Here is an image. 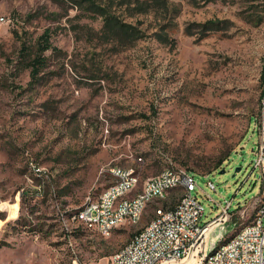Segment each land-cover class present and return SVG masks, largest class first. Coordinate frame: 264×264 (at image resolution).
I'll list each match as a JSON object with an SVG mask.
<instances>
[{"label": "rangeland", "instance_id": "obj_1", "mask_svg": "<svg viewBox=\"0 0 264 264\" xmlns=\"http://www.w3.org/2000/svg\"><path fill=\"white\" fill-rule=\"evenodd\" d=\"M137 1L146 12L115 8L144 33L123 47L72 0H0V264H111L157 208L182 196L170 192L108 238L85 231L74 217L115 182L114 167L136 169L139 185L170 162L193 172L201 226L219 204L246 207L220 228L222 243L254 221L264 0H166L167 13L153 0L132 8ZM209 22L219 29L203 36ZM46 31L57 50L33 79L30 54Z\"/></svg>", "mask_w": 264, "mask_h": 264}, {"label": "built area", "instance_id": "obj_2", "mask_svg": "<svg viewBox=\"0 0 264 264\" xmlns=\"http://www.w3.org/2000/svg\"><path fill=\"white\" fill-rule=\"evenodd\" d=\"M257 127L260 139L254 168L260 171L264 186V93ZM32 167L36 169L33 162ZM111 172L115 178L113 192L109 196H102L101 192L98 201L87 198L85 211L76 214L84 224H92V230L110 232V228L119 229L120 220L137 218V211H146L150 205L159 202L157 194L179 191V182H187L190 190V198L185 204L157 208L150 221L151 233L146 237L133 236V247L123 258L111 257V264H264V218L257 220L253 228L223 250L215 263H207L211 233L226 224L234 213L244 217L246 207L231 212L232 201L219 204L222 213L201 226L205 209L194 195L202 189L193 172L170 162L162 176H151L142 185H131V177L139 173L134 168L114 167ZM41 174L43 177L44 173ZM207 185L214 191L217 188L212 181Z\"/></svg>", "mask_w": 264, "mask_h": 264}, {"label": "trees", "instance_id": "obj_3", "mask_svg": "<svg viewBox=\"0 0 264 264\" xmlns=\"http://www.w3.org/2000/svg\"><path fill=\"white\" fill-rule=\"evenodd\" d=\"M74 7L78 9L84 8L88 13L93 14L94 17L101 18L103 25V36L107 41H113L119 46L129 47L135 44L137 41L144 37V33L140 31L137 27L132 24L126 23L120 15L115 13V8H125L128 11H141V13L146 12L148 2L137 1L135 6L132 8V3L130 0H72ZM216 0H206V2H214ZM153 3L159 6L162 12H168V6L166 0H153ZM136 9V10H135ZM218 23L209 22L203 25L201 28L203 36L211 30L219 29ZM187 34L191 35L192 31L187 30ZM51 33L46 31L41 37V41L38 43V48L36 54L32 52L30 54L29 67L32 69V78L35 79L39 72L46 67L47 59L44 56L49 50L56 51L57 49L53 47L51 43ZM158 40L161 43L171 42L169 34L167 32L161 31L158 35ZM173 41V39H172ZM174 42V41H173ZM264 84V80H263ZM221 167V166H220ZM23 198V195H22ZM24 200V198H23Z\"/></svg>", "mask_w": 264, "mask_h": 264}, {"label": "bare ground", "instance_id": "obj_4", "mask_svg": "<svg viewBox=\"0 0 264 264\" xmlns=\"http://www.w3.org/2000/svg\"><path fill=\"white\" fill-rule=\"evenodd\" d=\"M166 168H168V167H166ZM157 176H162V173H160ZM148 179H150V178H148ZM148 179L146 181H148ZM139 183H140V177L138 176V174H136L133 177H131V185H139ZM179 189H181L183 193H182V196H181L180 200L176 204V206H181V205L185 204V201L188 200V198H190V190H188L187 182H179ZM112 192H113V184H111L107 189H105L102 192V196H109V194H111ZM168 196H169V193L157 194V201H164V200H166L168 198ZM98 199H100V196L98 198L94 199V200H91V201H98ZM79 211H85V205ZM144 213H145V211H137V218L128 219V220H120L119 221V228H121L123 226H126V225L134 226V225L139 224L141 219H142V217H143V215H144ZM263 218H264V189H263L262 204L260 205V207H259V209L257 211V214H256V217H255L254 221L251 222L250 224H247V225L243 226L242 228H240V230L237 231L228 241H226L225 243L220 244L212 253L209 254L208 251H207V263H215L217 256H219V254L223 250L228 249L229 247H231V245L234 243V241H237L238 239H240L251 228H253V226L257 222V220H263ZM74 220L77 223H79V226L82 227L83 230L89 231L91 233H95V234H97V235H99V236H101L103 238L110 237L113 234V232L117 229V228H110V232L109 231H103V230H92V224H84V221L82 219H80V218H76V215L74 217ZM150 233H151V224L149 222L142 230H140L134 236L135 237H146V235H148ZM132 247H133V238L126 245H124L122 248H120L114 254L113 257L123 258L127 254V251H129V249L132 248Z\"/></svg>", "mask_w": 264, "mask_h": 264}, {"label": "water", "instance_id": "obj_5", "mask_svg": "<svg viewBox=\"0 0 264 264\" xmlns=\"http://www.w3.org/2000/svg\"><path fill=\"white\" fill-rule=\"evenodd\" d=\"M239 170H237L238 172ZM224 172V171H223ZM226 224L216 228L210 235V243L208 246V253H212L222 242L224 239L223 230L220 229L221 227L225 226ZM220 229V230H219ZM222 230V231H221Z\"/></svg>", "mask_w": 264, "mask_h": 264}, {"label": "crops", "instance_id": "obj_6", "mask_svg": "<svg viewBox=\"0 0 264 264\" xmlns=\"http://www.w3.org/2000/svg\"><path fill=\"white\" fill-rule=\"evenodd\" d=\"M252 122H253V120L251 119V124H252ZM117 230H119V229H117ZM115 232V231H114Z\"/></svg>", "mask_w": 264, "mask_h": 264}]
</instances>
